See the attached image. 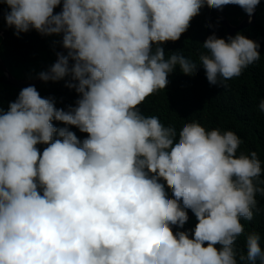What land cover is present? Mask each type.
I'll list each match as a JSON object with an SVG mask.
<instances>
[{"label":"clouds","instance_id":"clouds-1","mask_svg":"<svg viewBox=\"0 0 264 264\" xmlns=\"http://www.w3.org/2000/svg\"><path fill=\"white\" fill-rule=\"evenodd\" d=\"M0 3L17 36L62 34L67 54L57 52L38 78L70 77L65 86L79 95L75 106L58 109L30 85L6 112L0 107V264H238L241 218L251 221L256 195H264L257 152L237 155L234 131L195 120L177 132L140 105L167 88L177 66L186 75L202 66L210 84L226 86L260 60V45L239 33L210 35L199 64L180 51L166 58L159 46L178 41L204 6L236 5L251 17L260 0ZM258 107L264 113V99ZM189 209L194 230L173 232ZM260 241L248 233L239 260L264 264Z\"/></svg>","mask_w":264,"mask_h":264},{"label":"trees","instance_id":"trees-1","mask_svg":"<svg viewBox=\"0 0 264 264\" xmlns=\"http://www.w3.org/2000/svg\"><path fill=\"white\" fill-rule=\"evenodd\" d=\"M58 8L59 6L54 9L55 13H58ZM256 8L255 25L233 34L232 37L239 33L258 43L260 60L245 69L240 77L225 81L226 86L210 84L202 66L198 67L192 75L182 73L177 66L168 76L167 88L149 96L140 105V111L145 116L159 117L165 126L174 125L177 132L184 123L193 120L198 121L208 130L215 128H220L222 131L232 130L242 140L237 155L241 152L248 154L255 151L264 168V113L258 107L261 99H264V0H260ZM9 11L6 4L0 3V31L10 32L9 38L0 46L1 61L16 79H36L40 72L47 71L54 64L60 47V35L43 36L35 29H31L17 36L15 29L8 27L4 19V14ZM219 11L220 9L208 6L202 7L178 41L159 45L164 49L165 57L180 51L185 57L199 64V56L202 53L208 54V50L203 48V43L210 35L215 34L217 38L225 40L228 38L227 30L220 20ZM246 14L239 6L228 5V18L233 25L237 26ZM1 42L0 38V44ZM152 47L155 51L157 45L153 44ZM17 74H20V79ZM0 78H4L1 65ZM69 79L70 77H66L58 82H44L36 86V89L41 97L54 98L58 109L67 110L69 106H75L79 98L74 89L65 86ZM21 90L0 83V107L5 112L10 102L17 99ZM53 124L57 128L68 127L81 141L87 137L86 133H81L74 126H66L55 120ZM37 147L42 153L47 145L41 144ZM259 179L264 181V173ZM260 186L264 187V183ZM165 189L169 197H172L171 189L166 185ZM256 200L257 207L254 209L253 219L247 221L241 218L245 233L234 243L238 264H244L239 260V255L247 253L248 233L255 231L261 235L260 245L264 251V195L257 193ZM186 211L191 212L190 209ZM197 223L194 217L184 225L183 229L177 228L173 232L194 230ZM192 235L194 232L190 233V238Z\"/></svg>","mask_w":264,"mask_h":264},{"label":"water","instance_id":"water-1","mask_svg":"<svg viewBox=\"0 0 264 264\" xmlns=\"http://www.w3.org/2000/svg\"><path fill=\"white\" fill-rule=\"evenodd\" d=\"M61 10H62V4L58 8V13ZM219 17H220L222 25L226 28L227 35L229 37V36H232L233 34L239 32L241 30L247 29V28L252 27V26L255 25L256 17H257V8H255V11L251 15V17H249V15L246 14V16L243 18V20L237 26L233 25L229 21V18H228V5L223 6V8L220 9ZM9 36H10V32L8 30H1L0 31V38L2 39V42H1L0 46L9 38ZM61 41H62V34L60 35V42ZM58 52L64 53V54L67 52V50H65L62 47L61 43H60V47H59ZM56 60H57V58H56ZM56 60H55V62H56ZM0 65L2 66L3 76H4V78H0V83L5 84L6 86L13 87V88H16V89H23V88H25L27 86H30V85H34L36 87V86L44 83V81L40 80L39 78H36V79H33V80H18V79H16L9 72L7 67H5L3 65L2 61H1V58H0ZM188 217L189 218H188L187 222H189L191 219H193L195 217V215L191 211V212L188 213ZM172 228H173V230H176L178 227L177 226H172ZM215 247H217V249H219V248H221V245L217 244V245H215Z\"/></svg>","mask_w":264,"mask_h":264},{"label":"rangeland","instance_id":"rangeland-1","mask_svg":"<svg viewBox=\"0 0 264 264\" xmlns=\"http://www.w3.org/2000/svg\"><path fill=\"white\" fill-rule=\"evenodd\" d=\"M17 77L19 78L20 77V74H17ZM20 79V78H19Z\"/></svg>","mask_w":264,"mask_h":264},{"label":"bare ground","instance_id":"bare-ground-1","mask_svg":"<svg viewBox=\"0 0 264 264\" xmlns=\"http://www.w3.org/2000/svg\"><path fill=\"white\" fill-rule=\"evenodd\" d=\"M1 57V56H0Z\"/></svg>","mask_w":264,"mask_h":264}]
</instances>
